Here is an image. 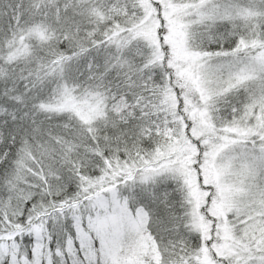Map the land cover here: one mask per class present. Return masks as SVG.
Masks as SVG:
<instances>
[{
    "label": "snow or ice",
    "instance_id": "obj_1",
    "mask_svg": "<svg viewBox=\"0 0 264 264\" xmlns=\"http://www.w3.org/2000/svg\"><path fill=\"white\" fill-rule=\"evenodd\" d=\"M0 264H264V0H0Z\"/></svg>",
    "mask_w": 264,
    "mask_h": 264
}]
</instances>
